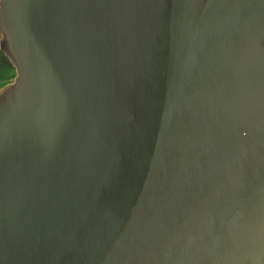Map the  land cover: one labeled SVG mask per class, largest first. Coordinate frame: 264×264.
<instances>
[{
	"label": "water",
	"instance_id": "1",
	"mask_svg": "<svg viewBox=\"0 0 264 264\" xmlns=\"http://www.w3.org/2000/svg\"><path fill=\"white\" fill-rule=\"evenodd\" d=\"M0 264H264V0H0Z\"/></svg>",
	"mask_w": 264,
	"mask_h": 264
},
{
	"label": "rangeland",
	"instance_id": "2",
	"mask_svg": "<svg viewBox=\"0 0 264 264\" xmlns=\"http://www.w3.org/2000/svg\"><path fill=\"white\" fill-rule=\"evenodd\" d=\"M15 76V70L5 55L0 51V87L11 82Z\"/></svg>",
	"mask_w": 264,
	"mask_h": 264
}]
</instances>
